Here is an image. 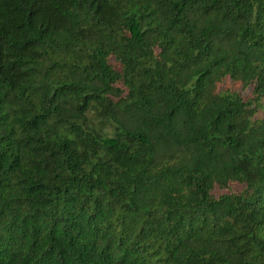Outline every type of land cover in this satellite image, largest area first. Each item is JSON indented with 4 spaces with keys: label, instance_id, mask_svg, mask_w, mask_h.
I'll return each instance as SVG.
<instances>
[{
    "label": "trees",
    "instance_id": "obj_1",
    "mask_svg": "<svg viewBox=\"0 0 264 264\" xmlns=\"http://www.w3.org/2000/svg\"><path fill=\"white\" fill-rule=\"evenodd\" d=\"M0 264H264V0H0Z\"/></svg>",
    "mask_w": 264,
    "mask_h": 264
}]
</instances>
